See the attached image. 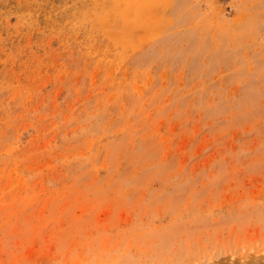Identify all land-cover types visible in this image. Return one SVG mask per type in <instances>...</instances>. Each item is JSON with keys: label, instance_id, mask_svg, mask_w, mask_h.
<instances>
[{"label": "rangeland", "instance_id": "rangeland-1", "mask_svg": "<svg viewBox=\"0 0 264 264\" xmlns=\"http://www.w3.org/2000/svg\"><path fill=\"white\" fill-rule=\"evenodd\" d=\"M0 264H264V0H0Z\"/></svg>", "mask_w": 264, "mask_h": 264}]
</instances>
